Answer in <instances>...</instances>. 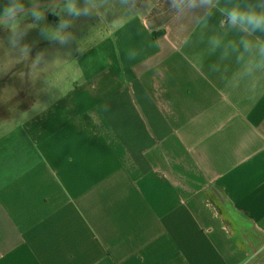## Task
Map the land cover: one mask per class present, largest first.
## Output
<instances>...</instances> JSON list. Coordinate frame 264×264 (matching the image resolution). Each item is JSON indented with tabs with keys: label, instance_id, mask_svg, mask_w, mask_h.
<instances>
[{
	"label": "crops",
	"instance_id": "crops-1",
	"mask_svg": "<svg viewBox=\"0 0 264 264\" xmlns=\"http://www.w3.org/2000/svg\"><path fill=\"white\" fill-rule=\"evenodd\" d=\"M137 9L77 18L79 81L43 64L14 113L0 95V264H264V96L227 46L245 34Z\"/></svg>",
	"mask_w": 264,
	"mask_h": 264
},
{
	"label": "clouds",
	"instance_id": "clouds-1",
	"mask_svg": "<svg viewBox=\"0 0 264 264\" xmlns=\"http://www.w3.org/2000/svg\"><path fill=\"white\" fill-rule=\"evenodd\" d=\"M35 0H29V3H34ZM145 3V0H85L84 5L81 6L78 0H66L64 7L52 0L53 12L60 8L61 11H66L71 17L89 16L95 13L103 16L101 9H113L116 5L122 12L127 13L123 15L128 18V21L136 18L138 9L137 5ZM167 5V11L174 15L178 22H182L186 17L192 16L198 23L207 25V21L213 15V9H217L220 14L226 17L227 28L239 29L245 35L240 37L239 41L229 40L228 48L237 54V60L240 63V70L235 73L233 79L240 80L244 77L252 78L253 84L248 88L246 94L250 99H256L264 96V0H255V2L245 3L244 0H235L231 6L219 7L220 0H163ZM52 5H45L34 10H24L23 4L8 3L5 5V10L0 13V27L8 28L12 33V40H16L24 35L29 29L38 27V21L43 19V12L47 7ZM59 14V13H56ZM33 18L34 21H33ZM33 21L21 28L23 21ZM225 21L221 20L220 25L224 27ZM71 26V21L61 19L59 26L52 29L45 27L44 32L52 40L59 39L64 44L70 37L65 29ZM257 33L262 36H256ZM211 43L215 47H219L221 41L214 37ZM30 49L25 47L21 49L20 60L29 61ZM227 55V53L225 54ZM17 60L16 62H19ZM47 65L46 54L44 52L37 53L35 58L30 61V67L34 77L40 75V65ZM9 67L0 68V72H6ZM49 84V80L46 81ZM39 107V106H37ZM254 257L249 256L242 260L241 264H251Z\"/></svg>",
	"mask_w": 264,
	"mask_h": 264
},
{
	"label": "rangeland",
	"instance_id": "rangeland-1",
	"mask_svg": "<svg viewBox=\"0 0 264 264\" xmlns=\"http://www.w3.org/2000/svg\"><path fill=\"white\" fill-rule=\"evenodd\" d=\"M85 0H78V3L83 6ZM8 3H19L24 5V10H34L45 5H52V0H35L34 3H29V0H0V13L5 10V5ZM61 8L66 4V0H56ZM53 6L47 7L43 12V19L36 22L38 27L29 29L24 35L20 36L15 43L12 40V33L8 28L0 27V68L5 66L9 67L6 72H0V95L2 100L7 98L9 101L13 100L12 106L9 107L10 112H15L14 100L18 97L16 91L19 87H23L24 79L21 77L26 74L28 69L29 78L24 83L32 88L35 83L32 75V69L30 67V61L35 58L37 53L44 52L46 54L47 65L43 68V63L40 67L43 68V73L48 79L53 78V73L60 72L63 77L72 78L75 81H79L80 78L73 76L74 70L78 65V59L81 52L87 49L92 43H94V34H90V31H95L93 28L94 17H91L90 25L87 28L76 26V17H71L66 11H61L60 8L56 9V14L53 12ZM55 18L58 22L55 21ZM35 18H33L34 21ZM61 19H67L71 21V26L65 29L66 33L70 34L66 43L62 44L59 39L52 40L45 34L44 29L46 26L55 29L59 26ZM29 20L23 21L21 28L33 22ZM91 26V27H90ZM88 33L90 38L82 39L81 35ZM29 48L30 55L29 61L20 60L21 49ZM20 60L19 62H16ZM23 65V66H21ZM21 66L23 68V74L17 76V70ZM24 66L26 70H24ZM53 67V69H49ZM34 89H32L33 91Z\"/></svg>",
	"mask_w": 264,
	"mask_h": 264
}]
</instances>
